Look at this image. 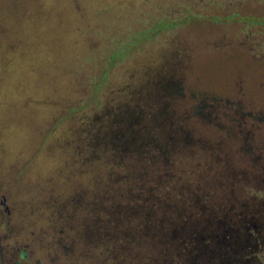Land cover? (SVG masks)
<instances>
[{"label": "trees", "instance_id": "1", "mask_svg": "<svg viewBox=\"0 0 264 264\" xmlns=\"http://www.w3.org/2000/svg\"><path fill=\"white\" fill-rule=\"evenodd\" d=\"M142 1L109 17L100 75L156 28L249 24L239 8L264 7V0ZM251 44L249 58L263 63L255 53L264 46ZM102 51L91 43L84 56ZM186 55L178 46L129 75L109 106L72 135L76 176L91 183L28 205L38 223L16 244L43 246L49 264H253L254 237L264 233V105L240 92L187 88ZM73 78L83 87L87 75Z\"/></svg>", "mask_w": 264, "mask_h": 264}, {"label": "rangeland", "instance_id": "2", "mask_svg": "<svg viewBox=\"0 0 264 264\" xmlns=\"http://www.w3.org/2000/svg\"><path fill=\"white\" fill-rule=\"evenodd\" d=\"M142 2L0 0V211L23 219L28 205L40 206L44 195L68 196L88 186L90 175L76 176L72 135L109 106L112 91L129 75L161 63L178 46L187 50V88L224 97L240 92L264 105V62L246 51L251 42L264 46V7L256 1L239 8L249 24L187 20L156 28L100 75L108 56L103 35L109 17ZM91 43L103 51L86 59ZM263 50L257 46L255 55ZM76 73L87 75L83 87Z\"/></svg>", "mask_w": 264, "mask_h": 264}, {"label": "flooded vegetation", "instance_id": "3", "mask_svg": "<svg viewBox=\"0 0 264 264\" xmlns=\"http://www.w3.org/2000/svg\"><path fill=\"white\" fill-rule=\"evenodd\" d=\"M2 204L5 205L3 202ZM11 215L7 209L0 211V264H49L48 254L43 246H36L34 249L32 244H16L19 241L30 240L29 235L35 230L33 227L38 222L28 215L23 219L12 218ZM6 218L8 221L4 222ZM3 224L8 227H1ZM261 236L262 238H258L260 243L257 242V237H254L256 249L253 264H264V233Z\"/></svg>", "mask_w": 264, "mask_h": 264}]
</instances>
